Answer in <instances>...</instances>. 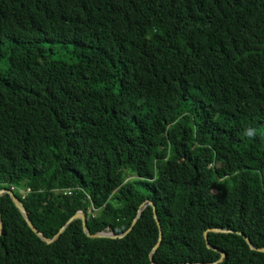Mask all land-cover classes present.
<instances>
[{"label":"trees","instance_id":"obj_1","mask_svg":"<svg viewBox=\"0 0 264 264\" xmlns=\"http://www.w3.org/2000/svg\"><path fill=\"white\" fill-rule=\"evenodd\" d=\"M2 188L133 227L3 193L0 264H264V0H0Z\"/></svg>","mask_w":264,"mask_h":264},{"label":"water","instance_id":"obj_2","mask_svg":"<svg viewBox=\"0 0 264 264\" xmlns=\"http://www.w3.org/2000/svg\"><path fill=\"white\" fill-rule=\"evenodd\" d=\"M3 193H9L13 202L15 203V205L19 208V210L22 212L24 218L26 219L27 223L29 224V226L32 228V230L38 235L40 236L43 240H45L46 242H53L55 241L57 238H59L60 234L65 230L67 224L71 223L74 219H77V218H81L82 219V223H83V229L84 231L91 237H104V236H112V237H122L124 236L126 233H128L133 225L123 234H115L113 232H110V233H106V232H97V233H91L89 231V228H88V225H87V217L85 215V213L83 211H78L75 215H73L67 222V224L65 226H63L60 231L58 233H56L53 237L49 238L47 236H45L33 223L32 221L30 220L29 216H28V213L26 211V208L24 206V203L23 201L16 195V193L13 191V189H7V188H2L0 189V196L3 194ZM152 206H153V212H154V217L156 218L157 220V223H158V227H159V240L158 242L156 243V245L154 246L151 254H150V259L152 261L153 264H157L156 262L153 261V255H154V252L157 250L158 246L160 245V242L162 240V234H163V231H162V228H161V224L159 222V218H158V215H157V210H156V205L154 204V202L150 201L149 202ZM141 214V210L139 211V215L138 217L140 216ZM137 217V218H138ZM137 218L134 220V223L136 222ZM2 223L0 221V234L2 233ZM209 231H214V232H229V231H233L231 229H228V228H221V227H212V228H209L205 231V238L206 240L208 241V232ZM239 234H241L245 240L248 242V244L251 246V248H255L254 245L252 244L250 238L245 235L243 232H238ZM209 247H213L211 244H208ZM215 248L216 250H219L218 248L216 247H213ZM259 251H264V247L262 248H257ZM226 254L224 252H221V258L219 259V261H222L224 258H225ZM216 262H209L207 264H214ZM169 264H182V263H169Z\"/></svg>","mask_w":264,"mask_h":264},{"label":"built area","instance_id":"obj_3","mask_svg":"<svg viewBox=\"0 0 264 264\" xmlns=\"http://www.w3.org/2000/svg\"><path fill=\"white\" fill-rule=\"evenodd\" d=\"M29 191H31V188H27V189H26V193L29 192Z\"/></svg>","mask_w":264,"mask_h":264}]
</instances>
